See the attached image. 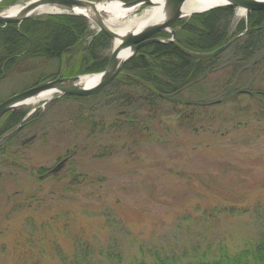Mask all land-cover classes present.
Returning <instances> with one entry per match:
<instances>
[{"label": "rangeland", "instance_id": "1", "mask_svg": "<svg viewBox=\"0 0 264 264\" xmlns=\"http://www.w3.org/2000/svg\"><path fill=\"white\" fill-rule=\"evenodd\" d=\"M28 1H1L0 11ZM241 10L236 7L230 32L246 21L248 11ZM232 38L205 64L209 72L198 85L185 91L204 103L187 108L189 120L155 119L138 132L110 128L120 112L107 106V96L54 93L20 106L31 122L0 153V264H128L157 254L187 260L258 238L264 228V31L245 61L236 41L245 34ZM58 70L52 60H27L0 79V102ZM101 118L108 127L92 132ZM39 168L46 172L37 174Z\"/></svg>", "mask_w": 264, "mask_h": 264}, {"label": "trees", "instance_id": "2", "mask_svg": "<svg viewBox=\"0 0 264 264\" xmlns=\"http://www.w3.org/2000/svg\"><path fill=\"white\" fill-rule=\"evenodd\" d=\"M11 1L2 0L1 4ZM234 17L233 5L194 13L174 24L177 29L173 42H152L141 47L116 78L93 95L97 98L107 96V106L119 110L120 118H112L109 127L120 129L126 125L138 132L146 131L155 119L189 120L192 114L186 112L187 108L204 105L198 101L192 102L185 96V91L196 87L209 72L205 64L214 56L205 53L227 43L245 29L244 40H236L239 42L237 49L241 53V61L253 58L259 49L260 36L264 31V10L248 11L246 21L241 20L235 31L230 32ZM160 36L168 37V34L162 33ZM110 52V37L93 28L89 19L82 14H44L25 19L19 24H0V79L8 76L18 65L33 59L57 62L59 70L54 76L61 72L64 76L98 73L105 69ZM40 82L42 80L34 85ZM111 88L113 90L107 94ZM84 97L71 94L61 96L75 99ZM26 113V110L18 107L8 111L1 119L0 133L8 135L1 140L0 153L31 122V119H23ZM100 121L103 123L92 125V132L108 127L104 125V118ZM45 172V169L39 168L37 174ZM75 181L73 177L71 182ZM128 264H264V228L258 238L240 248L230 249L221 244L213 252L194 259L157 254L154 260L135 258Z\"/></svg>", "mask_w": 264, "mask_h": 264}, {"label": "water", "instance_id": "3", "mask_svg": "<svg viewBox=\"0 0 264 264\" xmlns=\"http://www.w3.org/2000/svg\"><path fill=\"white\" fill-rule=\"evenodd\" d=\"M1 1L2 0H0V2ZM97 2L98 1L93 0H29L15 14L5 13L2 10L0 11L1 25H6L8 23L19 24L25 19L34 16L62 12L82 14L91 21V19L87 15L83 14L80 11V8L88 7L95 11V18L93 22H91L99 31H103L110 37L112 46L107 65L105 69L99 73L100 76L94 84L89 86L82 85L80 82V78L83 75L62 76V74H59L55 78L43 81L37 85L16 92L15 94L3 99L0 102V122L3 116L8 111L22 106L23 104H25V101L27 99L37 95L44 90L54 91L58 95L71 94L76 96H90L99 93L116 78L123 66L138 52L141 47L152 42H173L176 33L173 26L179 19L184 17L182 13V6L185 0H166V16L161 22L151 24L134 31L117 32L109 27L102 15L99 14L96 9ZM123 3L128 7L136 5L137 8H140V6L143 4L152 3V0H132ZM41 5L54 7L58 11H46L40 13L35 12L37 7ZM224 5H233L245 11L264 10V0H230L227 3L215 5L194 13L203 12L211 8ZM161 32L169 33L170 37L165 39L160 38L158 34ZM115 40L117 41L116 44H114ZM228 44L229 42L221 45L211 52L205 53V55L215 56L222 52L228 46ZM126 48L129 49V53L127 55H123L122 51ZM29 113L25 117H27ZM4 136L0 134V141ZM66 160L67 158L62 159L51 171L56 172L57 170H59L64 165Z\"/></svg>", "mask_w": 264, "mask_h": 264}, {"label": "bare ground", "instance_id": "4", "mask_svg": "<svg viewBox=\"0 0 264 264\" xmlns=\"http://www.w3.org/2000/svg\"><path fill=\"white\" fill-rule=\"evenodd\" d=\"M230 0H185L182 6L183 16H189L194 12L202 11L209 7L219 5L222 3H227ZM165 2L166 0H152V6L145 8L141 14H134V11L137 6L128 7L123 2L119 0H101L97 2L96 9L99 14L102 15L106 24L111 27L113 30L117 32H126V31H134L145 26L155 24L161 22L166 16L165 10ZM22 6L13 5L9 8H5L2 11L5 13L15 14ZM46 11H58L56 8L41 5L37 7L35 12H46ZM80 11L87 15L91 21L93 22L95 18V11L93 9L85 7L80 8ZM245 11L241 10L240 13L243 14ZM106 13V16L103 15ZM117 41H114L116 44ZM129 53V49L126 48L122 51L123 55H127ZM99 73L86 74L81 76L80 82L82 85L89 86L94 84L99 78ZM54 91L44 90L38 93L37 95L27 99L25 104H34L39 101L49 99L54 94Z\"/></svg>", "mask_w": 264, "mask_h": 264}]
</instances>
